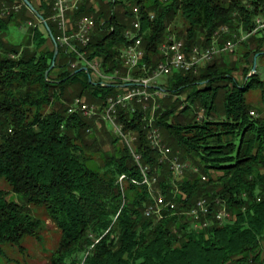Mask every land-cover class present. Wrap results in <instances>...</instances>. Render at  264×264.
Masks as SVG:
<instances>
[{"label":"trees","instance_id":"trees-1","mask_svg":"<svg viewBox=\"0 0 264 264\" xmlns=\"http://www.w3.org/2000/svg\"><path fill=\"white\" fill-rule=\"evenodd\" d=\"M38 1L36 10L56 40L60 32L51 20L54 0ZM96 2L98 11L90 0H82L69 20L74 24L94 16L91 41L86 47L79 44V50L88 61H101L104 73L127 72L121 51L130 43L125 32L136 19L133 7L139 8L148 66L160 61L158 47L170 36L167 29L177 15L186 27L187 52L193 46L209 47L222 26L230 29L224 43L239 31L250 32L255 19L264 15V0ZM0 4L28 10L22 0H0ZM118 7L122 11L117 12ZM16 12L0 15V180L9 188H0V255L3 246L22 250L26 237L41 240L43 223L29 210L35 206L43 207L60 231L49 264H264V118L257 110V116L250 115L253 109L245 98L258 89L264 103L260 71L249 77L251 69L244 71L245 81L238 84L231 76L233 68L212 61L197 73H173L167 79L168 95L159 101L164 111L156 125L172 154L198 169H191L178 184L170 165L160 163L158 152L151 148L140 108L136 113L119 110L118 121L136 136L141 164L150 168L166 200L175 204L158 220L145 215L153 203L147 187L130 180L143 179L130 151L103 153V163L92 165V151L101 150L91 148L83 133L97 125L68 113L76 97L104 107L106 99L117 94L115 86L103 87L85 71L76 73L84 64L70 68L77 55L58 42L50 69L55 46L45 28L32 26L28 46L5 42L11 26L19 24ZM258 36L253 52L257 62L264 58V35ZM48 41L51 50L45 47ZM249 54L244 52L240 62L246 63ZM131 75L146 74L137 69ZM223 80L226 85L219 86ZM220 87L223 107L218 112L215 100ZM185 91H190L188 104L181 108L179 96ZM196 109L207 116L201 122L196 120ZM117 141L114 136L111 144ZM121 175L129 178L124 191L116 185ZM200 198L210 202L204 219L210 225L198 229L187 213ZM222 207L230 219L219 224L215 214Z\"/></svg>","mask_w":264,"mask_h":264},{"label":"built area","instance_id":"built-area-1","mask_svg":"<svg viewBox=\"0 0 264 264\" xmlns=\"http://www.w3.org/2000/svg\"><path fill=\"white\" fill-rule=\"evenodd\" d=\"M82 0H54V14L51 20L57 25L60 32L55 40L61 46L68 48L69 52L77 55L78 61L70 63V68L75 69L79 62L84 64L86 73L90 80L99 83L101 86L114 85L117 94L108 97L104 107L95 103L88 102L83 97H76L68 107L69 114H80L83 117L93 120L97 126L101 120L110 125L112 133L120 143L127 147L130 151L135 163L139 166L142 173V181L137 182L130 179L132 183L144 185L152 198L153 203L146 210L147 217L154 216L158 220L164 217L163 211L175 207L172 200H166L161 190L157 188V177L150 174V168L141 164V154L136 150V136L131 131H126L123 123L119 122V110L124 109L131 113H136L138 107L142 114L144 129L147 134L149 144L153 150L158 152L160 163H168L175 181H180L185 176L188 167L187 163L181 162L178 156L172 154L171 149L164 143L159 128L156 125L158 118L157 111L160 109L158 101L167 96L166 90L158 86L161 78L169 77L173 73L180 72H197L201 68L210 64L217 55L232 51L238 40L236 34L232 35V39L227 40L223 47L211 44L209 47L193 46L188 52L186 51L185 42L174 36H169L158 47L160 61L154 65L148 66L144 62L145 50L142 45L143 39L141 34V24L139 21V8L133 7V13L136 19L132 23V28L126 30L125 38L130 42L121 51V58L127 69L126 74L116 70L113 73H104L102 64L99 60L88 61L85 53L80 52L79 44L86 47L93 35L96 27V21L93 16H84L78 19L74 24L69 20V14L76 11ZM153 15L150 16L153 19ZM230 34L228 26H222L213 35L218 38L220 35ZM264 35V15L255 19L254 27L250 32L242 38L246 39L251 36ZM141 69L145 72V76L133 77V70ZM204 110L201 109L196 120L201 121L205 118ZM250 115L257 116L255 111H251ZM87 133H91V129H87ZM197 172V168H193ZM129 178L126 175L119 176L116 185L124 191L125 181ZM205 181L206 177L203 176ZM177 192V190H176ZM216 203H219L218 201ZM210 213V202L206 198L197 200L196 205L191 209V219L195 228H205L210 225L209 220H204ZM230 219V214L225 207H222L215 214V220L219 224Z\"/></svg>","mask_w":264,"mask_h":264},{"label":"rangeland","instance_id":"rangeland-1","mask_svg":"<svg viewBox=\"0 0 264 264\" xmlns=\"http://www.w3.org/2000/svg\"><path fill=\"white\" fill-rule=\"evenodd\" d=\"M105 1L107 2L108 0H105ZM223 1H227V0H223ZM31 3L35 7V9L37 7H40V2L38 0H32ZM90 3L93 4L95 11H98L100 9L96 0H90ZM12 11H17L16 14L20 15L18 17L19 18L18 19L19 24L17 26H11V33H10L9 37L7 39H5V42H10L13 44H23L25 46H28L30 44L29 40H30V34H31L32 26L36 25V26H39L41 29H43L44 28L43 24L35 16V14L33 12H31L29 9L27 11H25L23 9V7L20 5H17L15 7V6H9L8 4H2V5L0 4V15L1 16H7ZM116 11L118 12V11H122V10L120 7H118L116 9ZM151 14H154V13H151ZM185 28L186 27L184 25L183 19L179 15H177L176 18H174L173 22L171 24H169L167 30L170 32V36L172 35L175 38L181 39L185 42V40H186ZM234 33H236V32H234ZM246 34L247 33H245V32L243 33L241 31H239L237 33L238 40L236 42L235 48L232 51H228L226 53H221L220 55H217L213 60V62H215L216 64H220V65L226 64V66L233 68L231 71L232 72L231 76H232V78L235 79V81L238 84H243L245 81V72L244 71H250V69H251V72L248 73V77L252 73V69H253V65H254V58H255L253 52L256 50L255 39L257 37H260L257 35V36H251V37L246 38V39H242ZM224 36L225 35L222 34L217 39L213 37L211 44L214 43V45H216L218 47H223V45H224L223 37ZM168 37L166 38V41H167ZM45 47H46V49L51 50L53 48L51 41H48ZM262 50L264 51V44H263ZM246 51L250 52L246 63H244L242 61L240 62L241 56ZM155 59H157V58H155ZM243 61H245V60H243ZM257 69L260 71L262 77L264 78V58L259 59V62H257L256 71H257ZM197 72H195V73H197ZM169 77L161 78L158 81V86H161L163 89L166 90L167 79ZM224 85H226L224 80L219 82V86H224ZM218 90H219V92H218L217 98L215 100V104L217 106L218 112L219 111L221 112V109L223 107L222 106L223 87H220ZM165 92H167V91H165ZM189 93H190V91H185L184 93H182V95L179 96V100L182 101V103L180 105L181 108L185 107V105L188 104L186 99H187ZM174 97L175 96H173V98ZM245 98H246V101L251 105L253 111L256 112V110H257L259 112L258 115L260 117L264 118V103L261 100L260 91L258 89H252L251 91L246 93ZM158 103H159V101H158ZM161 108L162 107L160 104V109L157 111L158 115H161V112L164 111ZM200 110L201 109L195 110L196 118H197V115L200 112ZM206 117L207 116L205 115V118ZM216 118H217V116H216ZM203 120L201 118V121H203ZM201 121H198V122H201ZM99 125H100V127L96 126V130L93 129L91 133H87V132L83 133V139L85 140V142L92 144L91 148H93L95 151L101 150V152L92 151L93 152L92 153V156H93L92 165H94V166H98V165H101L103 163V160H102L103 153L104 154H106V153L107 154H113L114 152H116V154H117V152H119V153L123 152L124 149L127 148L126 146H124L119 141H117L115 146H113L111 144V141L114 138V134L112 133L110 125H108L106 122H103L102 120L99 123ZM184 163H187L188 167L185 171V176L183 179L186 178L187 172H191V169H193V167H195V166H193L192 162H190V161H185ZM182 180L175 181L173 179L175 184L180 183ZM0 188L4 189V190L9 189L8 185L3 180H0ZM157 188H159V187L157 186ZM29 210H30V213L32 214V216L41 220L43 223L41 226V229L39 231V236H40L41 240L38 241L37 239L32 238V237L24 238V240L22 241V248H23L22 250H19V248H17V247L3 246L2 251H3L4 255H0V264H49L52 252H54L55 249L58 247V243L60 240V231L56 228L55 224L48 218L43 207L30 206Z\"/></svg>","mask_w":264,"mask_h":264},{"label":"water","instance_id":"water-1","mask_svg":"<svg viewBox=\"0 0 264 264\" xmlns=\"http://www.w3.org/2000/svg\"><path fill=\"white\" fill-rule=\"evenodd\" d=\"M22 2L24 3V5L35 14V16L40 20V22L43 24L44 28L46 29L48 35L50 36L51 40L54 42V46H55V51H54V55L52 58V63H51V67L50 69H52L55 65V61H56V57L58 55V47L55 41V38L53 37V34L46 22V20L42 17V15L35 9V7L32 5V3L29 0H22ZM257 57L258 55L255 56L254 58V65H253V69H252V74L256 73V67H257ZM81 71H85V68H81L80 70H78L76 73L81 72Z\"/></svg>","mask_w":264,"mask_h":264},{"label":"bare ground","instance_id":"bare-ground-1","mask_svg":"<svg viewBox=\"0 0 264 264\" xmlns=\"http://www.w3.org/2000/svg\"><path fill=\"white\" fill-rule=\"evenodd\" d=\"M196 205V204H195ZM175 207H170V209H174ZM186 214V212H185ZM189 216L191 215V209L189 210V212L187 213Z\"/></svg>","mask_w":264,"mask_h":264}]
</instances>
